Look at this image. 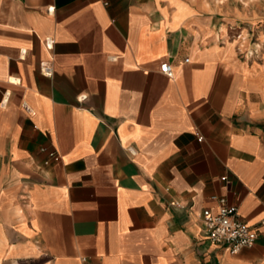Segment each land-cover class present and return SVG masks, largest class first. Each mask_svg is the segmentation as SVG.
<instances>
[{
    "label": "crops",
    "instance_id": "crops-1",
    "mask_svg": "<svg viewBox=\"0 0 264 264\" xmlns=\"http://www.w3.org/2000/svg\"><path fill=\"white\" fill-rule=\"evenodd\" d=\"M235 22L210 0H0V264H264V51ZM221 196L260 232L238 253L206 237Z\"/></svg>",
    "mask_w": 264,
    "mask_h": 264
},
{
    "label": "built area",
    "instance_id": "built-area-1",
    "mask_svg": "<svg viewBox=\"0 0 264 264\" xmlns=\"http://www.w3.org/2000/svg\"><path fill=\"white\" fill-rule=\"evenodd\" d=\"M45 41L49 47L54 44V40L51 37L45 38ZM161 69L166 74L173 76V66L169 62H163ZM42 72L45 75H51L53 67L43 66ZM81 98L84 99L86 97L82 95ZM25 107L28 112H32L30 106ZM199 139L202 140L203 136H200ZM50 157L57 159L58 154L55 151L50 152ZM217 199L219 207L216 211L210 208L203 210L202 222L207 239L228 248L232 253H238L243 248L253 246L259 238L260 232L242 218L238 207L228 203L226 197L221 196Z\"/></svg>",
    "mask_w": 264,
    "mask_h": 264
},
{
    "label": "rangeland",
    "instance_id": "rangeland-1",
    "mask_svg": "<svg viewBox=\"0 0 264 264\" xmlns=\"http://www.w3.org/2000/svg\"><path fill=\"white\" fill-rule=\"evenodd\" d=\"M210 1L219 8L222 17L236 21L229 34L249 43L247 54L260 55L264 51V0ZM249 25L253 28H249ZM259 27L263 29L260 32L257 31Z\"/></svg>",
    "mask_w": 264,
    "mask_h": 264
},
{
    "label": "bare ground",
    "instance_id": "bare-ground-1",
    "mask_svg": "<svg viewBox=\"0 0 264 264\" xmlns=\"http://www.w3.org/2000/svg\"><path fill=\"white\" fill-rule=\"evenodd\" d=\"M13 80V79H12ZM16 80V79H15Z\"/></svg>",
    "mask_w": 264,
    "mask_h": 264
}]
</instances>
